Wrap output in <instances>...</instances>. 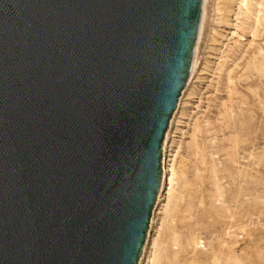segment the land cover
<instances>
[{
	"label": "water",
	"instance_id": "1",
	"mask_svg": "<svg viewBox=\"0 0 264 264\" xmlns=\"http://www.w3.org/2000/svg\"><path fill=\"white\" fill-rule=\"evenodd\" d=\"M209 0H0V264H154Z\"/></svg>",
	"mask_w": 264,
	"mask_h": 264
},
{
	"label": "rangeland",
	"instance_id": "2",
	"mask_svg": "<svg viewBox=\"0 0 264 264\" xmlns=\"http://www.w3.org/2000/svg\"><path fill=\"white\" fill-rule=\"evenodd\" d=\"M242 1L209 0L156 264H264V0Z\"/></svg>",
	"mask_w": 264,
	"mask_h": 264
},
{
	"label": "bare ground",
	"instance_id": "3",
	"mask_svg": "<svg viewBox=\"0 0 264 264\" xmlns=\"http://www.w3.org/2000/svg\"><path fill=\"white\" fill-rule=\"evenodd\" d=\"M242 3L245 4V8L248 11L250 6L253 5V0H244L242 1ZM256 6L260 7L261 4H257ZM208 20V17H207ZM262 23V18L259 12V15L257 16V26H259V24ZM258 28H256V30L254 31V35L257 32ZM177 173H176V169H175V164L173 166V170H172V174H171V178H170V182H169V186H168V190H167V198H166V205L164 207V222L166 221L165 219H167L170 214L173 211V206H174V200H175V191H176V186H177ZM164 224V223H163ZM165 226V225H164ZM160 255V249H159V243L157 240H155V254H154V264H156V262L158 261Z\"/></svg>",
	"mask_w": 264,
	"mask_h": 264
}]
</instances>
